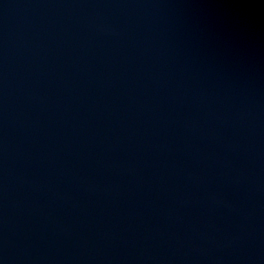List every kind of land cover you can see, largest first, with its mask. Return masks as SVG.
<instances>
[{
  "label": "water",
  "instance_id": "95a60500",
  "mask_svg": "<svg viewBox=\"0 0 264 264\" xmlns=\"http://www.w3.org/2000/svg\"><path fill=\"white\" fill-rule=\"evenodd\" d=\"M0 264H264V0H0Z\"/></svg>",
  "mask_w": 264,
  "mask_h": 264
}]
</instances>
